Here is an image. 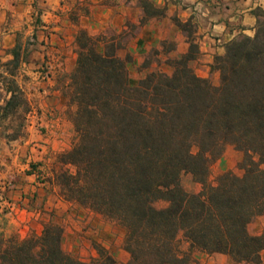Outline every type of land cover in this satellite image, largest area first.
Returning <instances> with one entry per match:
<instances>
[{"label":"trees","instance_id":"16d2710c","mask_svg":"<svg viewBox=\"0 0 264 264\" xmlns=\"http://www.w3.org/2000/svg\"><path fill=\"white\" fill-rule=\"evenodd\" d=\"M141 4L153 13L148 1ZM254 15L253 35L228 42L214 58L217 85L189 66L192 44L167 62L170 74L151 71L132 85L131 57L78 31L75 67L62 88L75 138L57 156L53 183L66 202L124 230L128 264H192L194 250L260 264L264 236L248 232L264 215V10ZM28 46L16 42L0 61V136L7 141L24 136L31 110L16 80ZM228 145L242 153L243 173L225 171L212 184L211 166ZM183 173L201 184L200 192L182 188ZM157 201L167 205L157 208ZM62 235L53 221L24 239L0 233V264H115L103 247L90 261L66 253Z\"/></svg>","mask_w":264,"mask_h":264},{"label":"rangeland","instance_id":"374dc122","mask_svg":"<svg viewBox=\"0 0 264 264\" xmlns=\"http://www.w3.org/2000/svg\"><path fill=\"white\" fill-rule=\"evenodd\" d=\"M43 2L44 0H0V61L9 59L6 52L16 42L29 44L30 54L27 62L17 71L16 80L24 90L31 109L22 138L7 141L0 136V233L6 237L24 239L32 234L39 235L44 224L49 221L58 223L61 227L65 225V221H70L66 226L73 228L72 225L76 224L81 227V231L74 229L81 238L71 240V234L66 236L62 248L78 259L90 261L98 258L96 246L105 248L100 239L110 244V249H105L111 256L114 247H118L120 242L123 248L124 230L87 209L66 202L53 183L54 173L59 168L57 156L67 151L75 138L68 119V102L62 95L64 83L72 72H58V68H65L70 64L72 56H76V45L62 49L56 44L59 37L43 28ZM99 36L113 44L116 52L126 39V36H122L117 42V37L110 31ZM169 48L170 44L164 46V49ZM60 52H66L68 59L61 66ZM155 54L156 51L153 50L142 66L128 69L130 84L136 85L138 80L150 72V68H145L158 62ZM172 59L169 58L166 62ZM231 147L233 151L239 152ZM239 153L241 160L242 153ZM224 155L231 160L235 159L232 153H226V148L222 156ZM218 161L219 159L210 169L209 182L212 184L219 175L221 166L216 168L215 165ZM238 163L231 171L241 175L243 170L238 167ZM180 183L185 191L191 193L197 182L191 175L183 173ZM197 186L201 189V184L197 183ZM166 205L165 201L155 203L157 208ZM84 232L89 234L84 235ZM86 244L94 251L93 257L86 253ZM177 244L181 251L188 250V244L181 235L178 236ZM193 253L194 251L191 253V263L202 264L200 258H195Z\"/></svg>","mask_w":264,"mask_h":264},{"label":"crops","instance_id":"0c3cea01","mask_svg":"<svg viewBox=\"0 0 264 264\" xmlns=\"http://www.w3.org/2000/svg\"><path fill=\"white\" fill-rule=\"evenodd\" d=\"M146 1L152 5L151 15H146L141 0H44L43 28L59 37L56 44L62 49L75 45V37L80 29L93 37L105 35L110 31L117 37V42L122 36H126L116 55L120 58L126 55L131 57L128 69L142 66L155 50V57L159 60L151 63L145 70L150 68V72L161 71L167 74L172 72V68L166 60L185 55L192 44L195 52L189 66L197 76L207 78L217 85L218 74L211 69L214 58L224 55L228 42L241 35L252 36L256 23L254 11L264 10V0ZM168 44L171 48L164 49ZM59 58L61 66L68 60L67 53L60 52ZM75 62L76 56L73 55L70 64L65 68L59 67L58 72L71 73ZM226 153L228 155L232 153L235 159L222 156L215 164L216 168L221 166L219 174L232 170L240 160V153L233 151L231 146H226ZM197 187L196 183L195 190L191 193L200 192L201 189ZM68 223L70 221H65V225L62 226L64 230L62 242L70 234L71 240L81 238L74 230L81 231V227H77L76 224H71L73 228L70 225L66 226ZM248 232L251 235L264 236V215L252 220L248 225ZM100 242L106 249H110L107 241L100 239ZM71 247L72 245L69 251ZM86 248L88 256L93 257L94 251L89 249L88 244ZM193 255L195 258L199 257L202 264H249L235 263L228 255L220 253L206 254L194 250ZM112 257L115 264H128L130 259L129 254L121 247V242L118 247H114ZM260 260V264H264V249L260 252Z\"/></svg>","mask_w":264,"mask_h":264}]
</instances>
